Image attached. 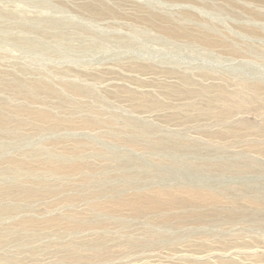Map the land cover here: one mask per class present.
<instances>
[{
  "label": "rangeland",
  "instance_id": "1",
  "mask_svg": "<svg viewBox=\"0 0 264 264\" xmlns=\"http://www.w3.org/2000/svg\"><path fill=\"white\" fill-rule=\"evenodd\" d=\"M0 264H264V0H0Z\"/></svg>",
  "mask_w": 264,
  "mask_h": 264
},
{
  "label": "bare ground",
  "instance_id": "2",
  "mask_svg": "<svg viewBox=\"0 0 264 264\" xmlns=\"http://www.w3.org/2000/svg\"><path fill=\"white\" fill-rule=\"evenodd\" d=\"M28 45V44H27ZM2 121H1V125L2 126H6L7 125V122H8V119H6V118H3V119H1ZM7 121V122H6ZM2 128H4V127H2ZM50 156H53V154H50ZM64 156H69V155H64ZM77 155L76 154H71V157H76ZM15 167H13V169H14ZM19 170H21V168L20 167H17V168H15V173L17 174V175H20V171ZM76 172V171H75ZM158 204V202L157 201H155V203H154V205H157ZM158 208V207H157Z\"/></svg>",
  "mask_w": 264,
  "mask_h": 264
}]
</instances>
